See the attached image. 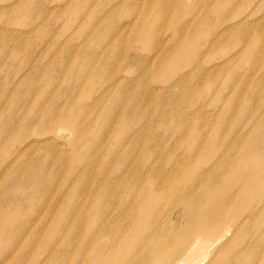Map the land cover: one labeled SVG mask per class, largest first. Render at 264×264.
<instances>
[{
  "label": "rangeland",
  "instance_id": "obj_1",
  "mask_svg": "<svg viewBox=\"0 0 264 264\" xmlns=\"http://www.w3.org/2000/svg\"><path fill=\"white\" fill-rule=\"evenodd\" d=\"M34 1L0 0V125L4 124L0 127L3 131V141L0 142V210L16 215L11 231L0 233L4 242L0 248V264H51L55 259L58 264H69L71 252L80 247L87 226H94L96 222L91 214L94 209L104 206L102 210L107 212L103 222L105 227L116 226L120 218V207L99 201V194L103 186L116 178L119 165L129 166L124 151L115 149L123 136L132 131L131 120L120 116L122 125L119 127L118 123L112 128L104 151L101 150L92 168L86 170L81 161L71 158L69 130L54 131V127H48V133L36 135V128H41L36 124L41 118L39 115L44 107H51L52 101L54 111L67 113L72 108L76 112L72 113L74 119L81 113L82 117L92 121L88 138L95 145L103 134L104 103L106 105L109 100L107 105L114 107L116 99V93L112 91L113 98L107 95V100H100L101 95L104 96V84L114 81L115 91L127 83L136 85V89L130 92L131 95L138 93L137 103L144 111L138 121L142 130L132 165L139 167L141 177H156L162 182L169 177L159 173L160 167L166 169L171 160L184 162L185 166L192 168L187 185L199 188L193 197L184 192V200L173 191L167 192V200L160 209V227L182 229L189 222L191 227L200 221L204 214L200 203L207 204L209 197L208 193L204 194L206 187L199 182L203 171L212 169L214 174L224 172L227 167L225 176L218 174L209 185L219 192L224 178L226 184L236 181L229 171L254 169L264 163V153L247 157L240 154L241 148L264 141V0ZM204 4L208 6L205 8ZM104 22L116 36L111 42V35L95 39L94 35ZM232 22L234 24L228 27L227 23ZM141 26L150 34L152 32L145 45L139 36ZM180 28L188 32L192 29L188 36H198L194 40L197 42L195 46L204 61L199 65L194 56L190 60L178 59L168 72H163L162 66H166L174 57L172 55L181 52L179 47L183 39L176 32ZM212 37L215 39L210 43L208 38ZM236 37H243L249 43L235 44ZM19 42L22 44L20 49ZM13 44L18 47L15 49ZM117 65L124 67L119 70ZM110 77L114 80L107 81ZM101 78L105 81L103 85L98 81ZM74 91L77 92L76 98ZM94 100L99 101L94 105ZM126 101L129 102V98ZM227 104L236 106V113L225 111ZM86 105H90L89 108ZM165 116L175 117L176 130L156 126L155 122L164 120ZM151 143H157L162 149L153 148L155 153H151ZM193 145L196 146L195 155L187 157L186 150L190 151ZM47 147L57 150L61 165L57 173L52 172L47 164L53 155L51 151H44L49 149ZM195 166L198 168L196 174ZM128 173L133 175L135 172ZM81 183L84 186L79 190ZM243 184L251 189L250 192L258 191V185L251 181ZM233 187L237 188L236 185ZM140 195L141 191H138L139 201ZM195 196L197 199L194 200ZM263 200L251 210L264 227ZM33 204L37 208H33ZM234 204L233 197L228 199L229 206ZM132 208L133 215L146 213V208H140L138 204ZM249 208L247 204L240 206L242 210ZM67 215L69 221L74 222V231L71 233L72 229L64 222V228L52 237L59 219ZM221 217L206 216L202 222ZM130 221L131 217H128L127 222ZM133 226L139 235L140 224ZM70 235L73 236V246L63 248L61 239ZM254 241L257 239L252 235L242 244H253ZM207 247L210 250L213 245ZM239 248L237 246L235 250ZM125 254L122 252L113 258L119 259ZM249 257L251 260L241 257L240 262L260 264L256 255L250 254Z\"/></svg>",
  "mask_w": 264,
  "mask_h": 264
},
{
  "label": "bare ground",
  "instance_id": "obj_2",
  "mask_svg": "<svg viewBox=\"0 0 264 264\" xmlns=\"http://www.w3.org/2000/svg\"><path fill=\"white\" fill-rule=\"evenodd\" d=\"M35 1L37 3L38 0H35ZM204 7H205V4H204ZM209 8H211V7H209ZM161 12H159V13H161ZM29 13H31V12H29ZM96 13H98V11ZM159 15H162V14H159ZM247 17H248V15L246 16V18ZM157 21H159V20H157ZM192 22H194V21H192ZM221 22H222V20H221ZM236 22H237V20H236ZM240 22H241V19H240ZM104 23H102V25ZM196 23H197V21H196ZM200 23H201V21H200ZM233 24H234L233 22L230 25H228V23H227V26L230 27ZM241 24L242 23H240V25ZM185 25H187V24H185ZM192 25H194V24H192ZM190 27H192V26H190ZM240 27L242 28V26H240ZM100 28H101L100 31L94 35L95 39H98V38L106 36V35H111L112 36L110 38V42H111L116 38V36L113 34L112 28L110 26H107L106 23L102 27L100 26ZM182 28H185V27H182ZM231 28H233V27H231ZM187 29H188V27H187ZM206 29H207V27H206ZM161 31H162V28H161ZM186 31L187 30H184L181 28L176 30L177 34H179L182 37L181 39H183L180 42V47H179L181 52L179 54L176 53L175 55H172L174 57L172 59H170L169 62H167L165 64L166 66H164V67L162 66L163 72H168V68H171L178 61V59L190 60L194 56L196 58L195 61L198 62L199 65H201L202 62L204 61V59L201 57V55L197 54L198 49L195 46V43H197V42L194 40L198 39V36H196V37L195 36H188L189 33L191 35L192 29H191V31L189 30V32L188 31L186 32ZM209 31H211V30H209ZM220 31H222V30L220 29ZM184 32H186V33H184ZM211 32H213V31H211ZM153 33H154V31H153ZM151 34H152V32H151ZM151 34H150V32H148V30L145 27L141 26V29H139V36L142 39V41H141L142 45H145V43L149 42V40L151 38ZM194 35H195V33H194ZM224 37H226V36H224ZM46 38H47V36H46ZM46 38L44 40H46ZM51 39H53V38L51 37ZM208 39L210 40V43H211L212 40L214 41L215 37L208 38ZM259 39H260V37H259ZM15 41H14V43H15ZM17 41H20V39ZM160 41H161V39H160ZM51 42H52V40H51ZM216 42H217V40H216ZM234 42H235V44H241V45H246L247 43H249V42L246 43V41L243 39V37L242 38L240 37L239 39H237V37H236ZM256 42H254V43H256ZM17 44H18V42H17ZM20 44L21 43L19 42V47L16 45L18 47V49H20ZM22 44H23V41H22ZM227 44L229 46V43H227ZM22 46H24V44ZM22 46H21V48H22ZM225 46H226V44H225ZM14 47H15V45H14ZM17 47H15V49ZM30 47H29V50H30ZM151 48H152V46H151ZM151 48H150V50H151ZM209 48H210V46H209ZM177 51H179V50H177ZM27 52L24 55H27ZM63 52H65V51H63ZM21 53H22V51H21ZM71 53L72 52H70V54ZM60 54H58V56ZM78 54H79V52H78ZM80 54H82V53L80 52ZM64 55H66V53ZM67 56L68 55H66V58H67ZM60 57H61V55H60ZM71 57H70V60H71ZM68 58H69V56H68ZM109 61H111V59ZM120 61L122 62L123 60L121 59ZM111 63H110V65H111ZM117 66L119 67L120 65H117ZM121 67L123 68L124 66H120L119 70H121ZM109 69H110V67H109ZM112 70H114V69H112ZM35 71H36V69H35ZM45 71L47 72V70H45ZM64 71H65V69H64ZM83 72L85 73V71H83ZM35 73H34V75H35ZM82 73H81V76H82ZM110 74H111V70H110ZM63 75H64V73H63ZM101 76H102V72H101ZM46 77H47V75H46ZM50 78H49V80H51ZM96 78H99V76ZM103 78H104V75H103ZM111 79L114 80V78L110 77V78H107V81H111ZM53 80H55V79L53 78ZM98 81L101 84H102V82H103V84L105 83V81L102 80V78L99 79ZM121 81H123V80H121ZM48 82H50V81H48ZM81 82H83V81H81ZM133 82H134V80H133ZM47 83H46V85H47ZM114 83L115 82L113 81L110 83H105L104 87L102 86L104 96L101 95L100 100L106 99V96L110 95V93L112 91L116 93V99L114 100V107L107 105L109 100L106 102L107 103L106 105L104 103L103 107H105L106 111H105V117L103 120V123H105L104 127H103V134H102L100 140L98 139V141L96 142L95 145L92 144L88 138L89 137V131L88 130H89V127H90V124L92 123V121L90 119L82 117L84 115L81 116V113L77 115L76 119H74L72 117V113H76V112H74V110L72 108L69 109L67 113H64L63 111L59 112V110L54 111V109H53V107H54L53 103L54 102L52 101L51 105H50L51 107H49V106L44 107V109L41 112L42 115L41 114L39 115V117L41 116V118L36 123V124H38V127H41V128H36V132H37L36 135L48 133L47 132V129H49L48 127H50V128L54 127V129H53L54 131L62 129V128L69 130L71 132V137H72V140L70 141V145H72V148H70V150H69L70 154H71V158L81 161L86 166V168H87L86 170L91 169L93 164L96 163L98 156L101 154L100 153L101 150H103L105 148V142H107L110 139V137H109L110 135L108 133L112 130V128L114 129L118 123H119V125H118L119 127L122 125V120L119 121L121 119L120 116H122L123 119L131 120L132 126H133L132 131L130 133H126L123 136L119 145L115 149L118 152L124 151L123 155L127 156V162L129 163V166L126 167V166L119 165V171H118V175L116 176V178L114 180H112L109 184L103 186L101 188V192L99 194V201H101L103 203H109L110 202L111 204L114 205L115 208L120 207V218L118 219V223L116 226H113V227H105L103 225V222H104V216L107 212H106V210H102L104 208V206L101 207L100 209H94L91 214L94 215V219L96 220V222H95L94 226H92V225L87 226V228L85 230L86 234H83V236L80 239V244H79L80 247L78 249H75L74 253L71 252V258H69L70 259L69 264H242L240 262V260H241L240 258L244 256V258L246 260H251V258L249 257L250 254L256 255V257L258 258V261H260V264H264V261H263L264 260V242H263V240H264V227L262 226L260 221L257 218H255L254 213L251 210L252 207L258 205L260 203V201H262L264 198V178H263L264 177V163L260 164L257 168H254V169L242 168V169L238 170L237 172L229 171L228 173L231 176L235 177L236 181L229 183V184H226L227 180L225 182V178H224L223 188L219 192L217 189H215L214 187L209 186V185H210L211 181L218 174H220L221 176H225V174L227 172V170L225 171V169H227V167L224 168V172L218 171L214 174L211 172L212 169L206 170V172L203 171L204 173L202 172L201 180H199V182L203 184L204 188L206 187L204 194L208 193L209 197H208L207 204H205L203 202L200 203V206L204 210V214L202 215V218L200 219V221L196 224L191 225V227H189V224H190V222H189L188 226L182 227V229H177V228L172 227V226L160 227V221H159L160 220V211H161L160 209H161L162 204L167 200V192L173 191L179 195L178 197H180L181 200H184L182 197L184 192H187L188 194H190L193 197V194L198 192L199 188L197 185H194V186H188L187 185L189 182V178H191V175H192V168L189 167L188 165L185 166L183 164L184 162H178V161L171 160V161H168V167L166 169H162V167H160L159 173H164L169 177L168 179H166L162 182H160V180L157 179L156 177H151L148 179L146 176L141 177L138 174V171L140 170L139 167H134L132 164L135 162V159H136V156L138 153L139 134L142 130L141 129L142 125H139L138 121L140 120V113L143 112L144 110H142V108H140L138 106V103H137L138 102L137 101L138 93L131 95L130 90L136 89L135 84L127 83L128 84L127 85L126 83L124 84V82H123V84L127 85V86L122 87V88L115 91ZM113 85H114V87H113ZM120 85H122V84L120 83L119 86ZM123 88H127L129 92L124 91L125 89H123ZM67 93H68V91H67ZM72 93L73 92H71V94ZM75 93H76V95H73V96H75V98H76L77 92H75ZM61 95H62V93H61ZM111 97L113 98V93L110 95L109 98H111ZM127 98H129V102L126 101ZM14 99H16V98H14ZM98 101L99 100H94L93 101L94 105ZM90 105H91V103H90ZM90 105H88V106H90ZM88 106H87V108H89ZM15 108H17V107H15ZM247 109H246V111H247ZM90 110H92L93 112L94 111L97 112V110H94V107H92V108L90 107ZM225 111H227V112L232 111L233 113H236V106H234L233 104H227ZM12 112H13V110H12ZM240 112L242 114L241 110H240ZM13 113H15V112H13ZM155 123H157L156 124L157 127H164L165 126V127L170 128L172 130L173 129L176 130V127H177L176 119H175V117H172V116L171 117L165 116L164 120H160V121H157ZM3 125L4 124H1L0 127L1 126L3 127ZM1 128H0V142L3 141L2 140L3 139V133H2L3 131H1L2 130ZM99 128H100V126H99ZM99 128H98L97 134L99 132ZM53 130L50 129V132H52ZM6 134L7 133H5V135ZM8 135H10V134H8ZM6 137H8V136H6ZM93 146H95V147H93ZM47 148H49V147H47ZM153 148H155L156 150H160V149H162V146L158 145L157 143H151L150 144L151 153L154 152ZM195 148H196V146L193 145L192 149L190 151L186 150V156L188 157L190 155V158L192 156H194L195 155ZM44 151H46V152L51 151L52 152L53 155H51L50 158H48V163L47 162L46 163L48 165H50L49 168L52 169V172L57 173L58 170L61 169L60 160L58 159L59 157L56 155L57 150H55V148H49V149H46ZM259 153H264V141L259 143V144H256V145L251 144L248 148L244 149V147H243L240 149V154L242 156H245V157L255 156V155H258ZM25 168H26V166L24 167V169ZM41 168H42V166H41ZM129 171H133L135 173L132 175V174L128 173ZM197 171H198V168H197V166H195V174L197 173ZM155 172H156V170H155ZM46 173H47V171H46ZM126 173H128V174H126ZM85 175H86V172H85ZM127 180H129V182L126 184ZM245 181H251V182L257 184L259 187L258 191L250 192L251 189L243 184ZM224 182H225V185H224ZM5 184L7 186H10L7 183H5ZM234 185L237 186L236 189L233 187ZM14 186H15V184H14ZM83 186H84L83 183H81L79 185V190H82ZM5 188H6V186H5ZM9 188H13V187H9ZM138 191H141V195L139 196L140 201L137 200L138 199ZM231 197L234 198V202H235L233 207L228 205V199H230ZM35 199H36V197H35ZM195 199H197L196 196L194 197V200ZM34 202L35 201H33V203ZM263 202H264V200H263ZM35 204H37V203H35ZM137 204L140 208H142V207L146 208V213L144 215H133L131 213V211L133 210L132 207H135V205H137ZM246 204L250 206V208L248 210L240 209V206H243ZM35 207H36V205L34 206V204H33V208H35ZM89 211L91 212V210H89ZM6 212H8V211L3 210V209L0 210V215L2 216V220L0 222V233H3V231L7 232V230L11 231V228L14 225V220H15L16 215L14 213H11V212H9V213H6ZM224 213H227V214L230 213V214L228 216H227V214H225L224 217H221ZM214 215L217 217H221V218H218V219H216L214 221H210V222L209 221L202 222L203 220H205L206 216L213 217ZM128 217H131L130 222H127ZM69 218H70V216L62 217L59 219V221L57 222V224L54 228V231L52 233V237H56L59 234V232L64 228V222H66L68 224L67 225L65 223L67 225V227L72 229L71 233L74 231V228H75L74 222L69 221ZM71 218L73 220V217H71ZM66 220H68V222ZM76 223H77V221H76ZM135 223L140 224V234L139 235H136L137 233H136V230L133 226V224H135ZM20 231H22V229ZM19 233L20 232H18V235H19ZM252 235H254L256 237L257 242L254 241L253 244L251 242H248L246 244H242L243 240L247 239L248 236H252ZM61 241H62L63 248H65V247L73 244V236L70 235L66 239H61ZM3 244H4V242L2 241V239L0 237V248L2 247ZM209 244L213 245L212 249H210V250L207 247V245H209ZM72 246H69V248ZM237 246H240V248L235 250V248ZM9 249H6V250L8 251ZM11 251H12V249H11ZM122 252H125L126 254L123 255L119 259L113 258L114 255H119ZM232 253H234V256H232ZM19 257H20V255H19ZM26 261H27V259H26ZM20 262H22V261H20ZM22 263H24V262H22ZM58 263H59L58 260L55 259L51 264H58Z\"/></svg>",
  "mask_w": 264,
  "mask_h": 264
}]
</instances>
